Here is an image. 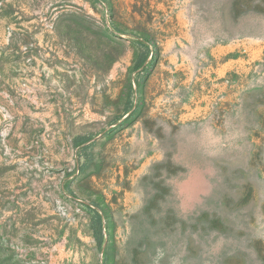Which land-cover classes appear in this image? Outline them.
<instances>
[{"label":"rangeland","instance_id":"1","mask_svg":"<svg viewBox=\"0 0 264 264\" xmlns=\"http://www.w3.org/2000/svg\"><path fill=\"white\" fill-rule=\"evenodd\" d=\"M0 264H264V0H0Z\"/></svg>","mask_w":264,"mask_h":264},{"label":"trees","instance_id":"2","mask_svg":"<svg viewBox=\"0 0 264 264\" xmlns=\"http://www.w3.org/2000/svg\"><path fill=\"white\" fill-rule=\"evenodd\" d=\"M147 59H148V56L140 59V61H138V63L136 64L135 69L136 70H138L140 68L145 69ZM96 224L98 227L96 240L98 241V244L100 246H102V244H103V235H102L103 219H102V216L99 214L98 211L96 212Z\"/></svg>","mask_w":264,"mask_h":264}]
</instances>
